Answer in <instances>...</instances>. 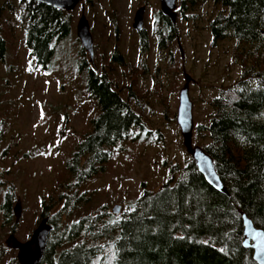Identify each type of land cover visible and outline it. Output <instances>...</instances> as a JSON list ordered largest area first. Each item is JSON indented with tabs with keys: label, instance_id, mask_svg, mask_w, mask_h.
<instances>
[{
	"label": "rangeland",
	"instance_id": "rangeland-1",
	"mask_svg": "<svg viewBox=\"0 0 264 264\" xmlns=\"http://www.w3.org/2000/svg\"><path fill=\"white\" fill-rule=\"evenodd\" d=\"M20 1L0 0V33L6 45L0 62V264L16 261V252L4 246L8 236L25 243L39 222L64 204L66 224L100 215L105 220L106 214L116 219L130 210L143 189L156 192L171 168L177 169L173 177L178 178L190 160L175 122L183 71L192 79V144L200 148L209 141L204 132L196 137L195 129L208 125L210 101L241 72L232 57L234 41L212 42L209 23L224 12L211 0H176V36L164 49L158 48L153 29L161 14L159 0H80L66 13L70 34L54 45L45 70L30 57L23 30L11 25L17 22ZM142 7L143 31L137 33L131 26ZM82 14L92 37L95 71L105 73L129 101L143 129L110 149L101 170L77 184L66 163L98 115L85 91L82 62L91 68L89 56L76 38ZM10 189L13 199L5 217L1 206ZM17 201L21 213L15 223L12 209ZM114 206L120 207L117 216L111 214ZM102 247L92 264H111L110 248Z\"/></svg>",
	"mask_w": 264,
	"mask_h": 264
},
{
	"label": "trees",
	"instance_id": "trees-1",
	"mask_svg": "<svg viewBox=\"0 0 264 264\" xmlns=\"http://www.w3.org/2000/svg\"><path fill=\"white\" fill-rule=\"evenodd\" d=\"M211 1L224 12L209 23L212 42L234 41L232 57L241 72L231 87L210 101L213 114L208 125L195 130L196 137L201 132L207 136L209 142L202 149L212 159L227 195L210 187L190 159L178 178L173 177L177 170L173 167L156 192L143 189L120 218L106 214L105 220L100 215L66 224L64 204L47 219L51 232L39 264H92L102 246L110 248L111 264H256L252 251L242 245L240 213L264 231V0ZM16 19L11 25L23 30L30 57L45 70L54 45L70 34L69 16L34 0H21ZM153 29L159 49L176 36L175 26L161 14ZM5 53L0 33V62ZM113 58L121 62L116 55ZM82 67L85 91L98 115L66 163L77 184L101 170L110 149L143 129L141 118L106 74L87 69L84 61ZM3 199L1 209L7 217L11 189Z\"/></svg>",
	"mask_w": 264,
	"mask_h": 264
},
{
	"label": "water",
	"instance_id": "water-1",
	"mask_svg": "<svg viewBox=\"0 0 264 264\" xmlns=\"http://www.w3.org/2000/svg\"><path fill=\"white\" fill-rule=\"evenodd\" d=\"M35 2L52 7L56 10L70 13L73 11L80 0H34ZM161 15L168 19L172 25L176 20V0H159ZM144 8H139L133 17L132 29L140 33L143 31ZM76 38L79 41L82 50L89 56V64L92 70H95L93 43L90 29L85 16L82 14L76 25ZM185 84L179 91L178 107L176 111L175 122L182 138V144L186 154L189 156L197 171L202 175L206 183L217 192L227 195L218 175L216 174L214 164L210 156L200 147L192 144L193 139V120H192V103L188 96V86L192 79L183 71ZM21 213L20 203L16 202L12 209L15 223L18 222ZM120 207L114 206L111 210L112 215H119ZM243 225V247L251 250L253 260L256 264H264V231L256 228L251 220L244 214L240 213ZM51 232V227L46 218L42 219L36 229L31 234L28 241L20 243L14 235L8 236L4 241L6 249L16 252L17 264H39L47 243V238Z\"/></svg>",
	"mask_w": 264,
	"mask_h": 264
},
{
	"label": "flooded vegetation",
	"instance_id": "flooded-vegetation-1",
	"mask_svg": "<svg viewBox=\"0 0 264 264\" xmlns=\"http://www.w3.org/2000/svg\"><path fill=\"white\" fill-rule=\"evenodd\" d=\"M87 67V66H86ZM87 69H91L92 70V68H87ZM92 71H94V72H96L97 73V71H95V70H92Z\"/></svg>",
	"mask_w": 264,
	"mask_h": 264
}]
</instances>
